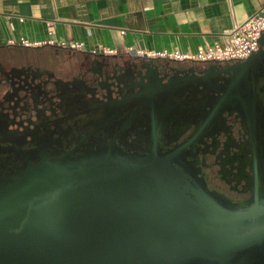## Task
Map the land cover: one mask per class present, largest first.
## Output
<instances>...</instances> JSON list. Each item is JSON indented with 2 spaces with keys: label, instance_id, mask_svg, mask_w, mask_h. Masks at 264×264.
<instances>
[{
  "label": "flooded vegetation",
  "instance_id": "af4514ba",
  "mask_svg": "<svg viewBox=\"0 0 264 264\" xmlns=\"http://www.w3.org/2000/svg\"><path fill=\"white\" fill-rule=\"evenodd\" d=\"M260 50L244 64L0 45V191L50 164L105 160L156 171L204 214H263L264 44ZM162 238L159 247L173 250ZM204 264H264V240L233 261Z\"/></svg>",
  "mask_w": 264,
  "mask_h": 264
},
{
  "label": "water",
  "instance_id": "95a60500",
  "mask_svg": "<svg viewBox=\"0 0 264 264\" xmlns=\"http://www.w3.org/2000/svg\"><path fill=\"white\" fill-rule=\"evenodd\" d=\"M113 167L105 160L79 169L50 164L8 184L0 191V264L227 263L264 240V213L256 209L207 215L156 171ZM162 235L173 250L159 247Z\"/></svg>",
  "mask_w": 264,
  "mask_h": 264
},
{
  "label": "crops",
  "instance_id": "0c3cea01",
  "mask_svg": "<svg viewBox=\"0 0 264 264\" xmlns=\"http://www.w3.org/2000/svg\"><path fill=\"white\" fill-rule=\"evenodd\" d=\"M263 5L264 0H0V39L44 40L52 28L56 41L84 42L79 51L87 54L98 46L120 54L196 51Z\"/></svg>",
  "mask_w": 264,
  "mask_h": 264
},
{
  "label": "built area",
  "instance_id": "2783aa9c",
  "mask_svg": "<svg viewBox=\"0 0 264 264\" xmlns=\"http://www.w3.org/2000/svg\"><path fill=\"white\" fill-rule=\"evenodd\" d=\"M20 21H24L20 17ZM52 22H49L51 25ZM52 28L48 30V38L44 40H32L24 35L19 38L0 39V45H21L24 47H36L44 44L67 47L74 50H83L84 42L56 41L52 35ZM264 33V5L256 13L248 17L244 22L237 24L232 30L226 32L222 38L213 44H206L196 51H181L179 49H164L160 51L138 49L137 56L154 60H172L176 62H240L259 51L260 38ZM117 50L98 46L91 54L113 55Z\"/></svg>",
  "mask_w": 264,
  "mask_h": 264
}]
</instances>
